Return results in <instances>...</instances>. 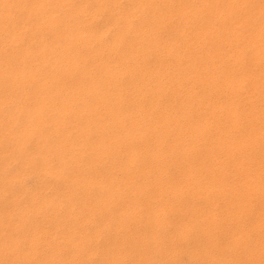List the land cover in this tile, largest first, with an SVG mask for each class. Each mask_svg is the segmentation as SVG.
Here are the masks:
<instances>
[{"label":"bare ground","instance_id":"bare-ground-1","mask_svg":"<svg viewBox=\"0 0 264 264\" xmlns=\"http://www.w3.org/2000/svg\"><path fill=\"white\" fill-rule=\"evenodd\" d=\"M0 170V264H264V0H0Z\"/></svg>","mask_w":264,"mask_h":264},{"label":"rangeland","instance_id":"rangeland-1","mask_svg":"<svg viewBox=\"0 0 264 264\" xmlns=\"http://www.w3.org/2000/svg\"><path fill=\"white\" fill-rule=\"evenodd\" d=\"M16 166H15V165ZM13 166V167H12ZM18 166V168H16ZM18 169L19 170V168H20V163H12L11 165H10V172H14V171H16V170H14V169ZM12 170V171H11ZM1 170H0V176L2 175L1 174ZM35 173V174H34ZM39 173H41V171L39 170V171H34V172H31V173H29V175L28 174H26V176L27 177H25V178H19L18 179V181L16 180L15 182H14V184H12L10 187H9V191H11V193H14V194H18L19 195V197L21 198V202L23 203V204H25L26 203V201H28V193H25L24 192V189L25 190H32V188H33V186H35L37 183H38V181H39V179H41V177H42V174H39ZM34 175H35V177H34ZM24 177V176H23ZM29 178V179H28ZM29 181V183H28V181ZM33 180V181H32ZM37 180V181H36ZM25 184H24V183ZM27 182V183H26ZM16 183V184H15ZM30 186V187H29ZM15 187V188H14ZM13 191V192H12ZM11 193H9V194H11ZM20 193L22 194V195H20ZM25 193V194H24ZM3 195V194H2ZM27 195V196H26ZM22 196V197H21ZM3 202H7V201H9V200H6V199H8V198H6L7 196H4L3 195ZM8 197L10 198V196L8 195ZM22 198H24V199H22ZM5 200V201H4ZM24 201V202H23ZM10 202V201H9ZM188 244L186 243V245H185V243H184V253L183 254H180L179 256H177V258H178V260L177 261H179V262H177V261H170V263H168V264H191V260H192V258H191V256H190V253L187 251L186 252V250L187 249H189L190 247H189V245L187 246ZM147 246H149V247H147ZM151 246H153V244H152V242H148L147 243V245H146V251L147 250H149V248L151 247ZM155 247V246H154ZM154 250H155V248H154ZM186 252V253H185ZM137 254V253H136ZM138 254H139V252H138ZM189 254V255H188ZM183 255V256H182ZM138 256V255H137ZM175 257V256H174ZM173 258V257H172ZM153 259V260H152ZM191 259V260H190ZM151 263L152 264H161V257L159 256V255H154V254H151ZM176 262V263H175Z\"/></svg>","mask_w":264,"mask_h":264}]
</instances>
